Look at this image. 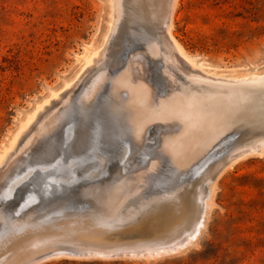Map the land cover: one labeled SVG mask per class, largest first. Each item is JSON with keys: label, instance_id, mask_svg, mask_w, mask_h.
I'll use <instances>...</instances> for the list:
<instances>
[{"label": "rangeland", "instance_id": "rangeland-1", "mask_svg": "<svg viewBox=\"0 0 264 264\" xmlns=\"http://www.w3.org/2000/svg\"><path fill=\"white\" fill-rule=\"evenodd\" d=\"M118 1L0 0V154L7 148L5 152L7 154L3 153L0 159V169L3 168L0 170L3 173H0L1 197L6 196L4 191L7 189L9 191L11 189V193L14 192L16 185L20 184V181L23 182L22 177L25 180L31 179L29 176L33 175L34 167L52 164L57 155L62 157L64 153L68 155L73 150H76L78 156H86V159L93 160L101 155L99 125L101 113L99 109L104 97L100 95L99 90L94 94L93 105H88L85 102L91 81L112 67L115 55L112 53V51L115 52L113 48L117 49L120 46L122 38L126 39L125 42H131L130 38L134 34L139 35L141 29H148L155 25L153 22L157 23L158 18H163L169 10H172L170 26L172 36L180 43L185 53L193 60L198 61L203 68L227 76L264 71V0H174L172 6L174 9L170 8L171 1L166 0L169 7L164 6L165 13L160 12L161 9V11L164 9L161 6L162 3L163 5L166 3L162 2L165 0H133V2L126 0L127 3L125 0H120V3ZM126 8L137 12L131 11V13ZM149 11H152L151 14ZM113 13L118 14L114 17ZM152 13L154 17L159 16L160 13L161 15L157 16L158 18L156 17L157 20H155ZM147 15L152 17V20ZM127 17L129 20L126 19ZM123 19L125 22L119 21ZM139 19L143 23L138 21ZM126 20L131 22L127 23ZM123 22L124 24H120ZM111 29H114L115 33ZM136 30H139L138 33ZM114 34L121 35L120 38L117 36L118 41ZM105 36L107 38L106 46L99 48ZM98 48L101 54L94 57L95 63L88 68H82L86 55ZM158 75L161 77L160 74ZM185 75L190 76L189 79L183 76L184 79L181 78L183 82L190 83L191 80V83L195 82L193 73L186 72ZM78 82L79 84H75ZM78 85L83 88L79 90ZM76 90L77 93H75ZM78 90L81 91V94L78 93ZM56 91L57 94L59 93L58 96H51ZM72 97L74 98L71 99ZM46 99L52 101L43 103ZM64 101L67 103L64 104ZM41 103L42 105L36 113L35 109ZM39 110L41 111L39 112ZM34 111L36 115L34 114L32 117L33 120L31 119L32 121L30 120L21 129L22 124ZM154 125L152 123L151 127ZM64 131L69 134V137ZM18 132L19 136H16ZM27 133L31 134L30 137H27ZM63 135H66L67 139H65L66 137L62 139ZM34 137L38 139L35 140ZM81 137L86 138L88 142L81 141ZM13 139H15V143L13 142L9 146ZM64 142L65 144H63ZM34 143L38 146L37 148ZM16 144L18 147L25 144L17 149L22 154H18L16 150H10L12 147L18 148L14 146ZM223 144L224 141L217 144L216 151L221 152L220 148ZM30 151L32 152L29 153ZM10 155H12L11 158ZM30 162L33 163L32 165L39 166L33 167ZM28 163L32 167L27 165ZM4 166L7 170L4 169ZM222 167L219 174L215 175L209 204L205 206L203 213H200L199 204L194 205L187 221L183 220L184 223L176 229L178 230L184 225L189 228L195 223H200L199 228L195 229L191 241L178 250L155 255L119 254L118 256L117 254L104 256L96 254L94 249L97 247L119 246L125 242L152 238L153 235L165 237L164 231L166 230L163 224L165 218H162V214L156 209L153 214L151 212L152 215L147 214L143 221L137 219L139 221L137 224H135L137 220H134L135 223L133 221L129 225L123 224L126 227L121 224V230L112 228L105 230L96 228L97 224L86 222L89 219L86 218L85 210H81L76 215L75 213L80 211L78 210L72 213L75 216L72 214V216H56V220H62L57 221L58 224L64 222L63 219L67 221L64 223L71 221L69 223L71 225L65 224V227L62 226L63 223L61 226L52 224L53 228L57 230L50 229V225H45V227L44 222H39L38 226L32 229L34 233L28 229L30 235H28V231H25L27 229L16 231L7 242L8 248L11 250L0 258V264L10 255V252L23 244L31 246L30 255L24 257V260L19 259L12 264H23L24 261H26L24 264H264V152L247 153ZM27 174L29 176H26ZM14 179L19 182H14ZM10 182L14 186L11 184L10 187ZM80 186L83 187L82 184ZM80 186L66 189L67 192L62 198L65 199L64 203L60 201L59 197H53L52 200L49 195L40 196V194L43 195L42 191H39V194L37 193L39 197L35 196V198L39 201L40 197H43L40 203L43 207H48L47 210H51L53 207L65 204V201L70 197L72 201H68L69 204L76 202L79 199L77 195L81 196L82 187L80 188ZM72 191L76 193L73 194ZM158 216H161V219ZM172 216V219L168 221L170 225L174 226L178 221V215L172 214ZM68 218L71 220L68 221ZM152 218L157 221L158 226L148 229L145 237L124 231L133 224L138 225ZM80 219H83V228L79 226L82 223ZM72 221H76L75 225ZM77 223L80 224L77 225ZM68 225L69 227H67ZM43 228L45 229L42 231ZM139 229L141 230V228ZM181 231H183L182 234L187 233L186 230ZM21 233L22 237H20ZM182 234L181 237H184L185 234ZM37 238L39 239L35 240ZM54 249H58L57 253L56 250L53 253ZM77 249L83 250H78V254L71 255L64 252L65 250L76 252ZM84 249H89L91 254L90 252L87 254L88 250ZM42 250L46 252H42ZM36 254L43 256L40 258L39 255L35 258Z\"/></svg>", "mask_w": 264, "mask_h": 264}, {"label": "bare ground", "instance_id": "bare-ground-1", "mask_svg": "<svg viewBox=\"0 0 264 264\" xmlns=\"http://www.w3.org/2000/svg\"><path fill=\"white\" fill-rule=\"evenodd\" d=\"M119 1L118 3H120ZM167 1L169 2V0ZM170 1V4H168L171 9H174L172 6L175 1ZM162 2L165 3L166 0ZM168 4L167 2L164 5L162 3L161 7L164 8ZM116 8L118 9V7ZM128 9L126 8V10ZM164 9L163 11L161 9L160 12L165 13L166 9ZM131 11L133 12L134 10ZM171 12L172 10H169L160 19L158 17L161 13L159 16L157 15L158 17H154L152 13L154 18H158V20L157 18L155 19L157 23L153 22L155 25L148 29H141L142 31L139 32V35L134 34L130 38L131 42H125L126 39L122 38L121 43L119 42L120 46L117 49L113 48L115 52L112 51V53H115L116 56L114 55V61L112 60V67L106 73H100L91 81L89 94L85 97V102L88 105H93L94 94L99 90L100 95L104 97V104L102 103L99 109L101 113L99 124L101 155L98 158H93V161L92 159H86V156H78L76 150H73L68 155L64 153L62 157L57 155L56 160L52 164L48 163L39 166L36 164L32 165L33 163L31 164L30 162L33 167L35 165L39 166L34 167V171L31 169L33 171L32 176L26 175L31 179L25 180L22 177L21 180L23 179V182L20 181L21 183L16 185L14 192L11 193V189L10 191L7 189V191H4L6 196L3 195L4 198L0 196V258L11 250H9L7 242L9 237L15 234L16 231L21 229L32 231L33 227L38 226L39 222H44V226L50 225V229H52L55 224H58L57 221H62L61 219L56 220V216H68L78 210L80 211L76 212V215L81 210H85L86 218L89 219L86 222L97 224L96 228L99 227L105 230L109 228L121 230V224L122 226L123 224L129 225V223L137 219L143 221L147 214L150 213L152 215L156 209L162 214V218H165L163 222L166 230L164 231L165 237L153 235L152 238L129 243L125 242L124 244H119V246L93 248L96 254L104 256L117 254L118 256L119 254L155 255L178 250L191 241L195 229L199 228L198 225L200 223H195L192 227H189L190 230L185 225L178 230L176 229L184 223L183 220L189 218L194 205L199 204L200 213H203L205 206L209 204L215 175L219 174L223 168L222 166L247 153L264 152V71L227 76L203 68L198 61L193 60L185 53L180 43L172 36L170 32L172 23ZM144 17L146 18V16ZM147 17L152 18L148 15ZM124 19L119 21L122 22ZM126 19L129 20L128 17ZM128 20L126 22L130 23L131 21ZM124 22L120 24H124ZM111 23L115 25L113 22ZM120 24L118 23V25ZM119 28H121V25ZM139 30H136V32ZM117 36L119 35H116L118 41L121 35L119 38ZM106 43L107 38L105 36L99 48L106 46ZM99 48L86 55L82 68H88V66L95 63L94 57L101 54ZM81 71L83 70L81 69ZM186 72L194 74L195 82L191 83V80L190 83H186L181 80V78L184 79L190 76H186ZM77 79L79 80L80 78ZM80 80L82 81V79ZM106 80L107 82H105ZM75 84H79V82ZM78 86L80 87V85ZM83 87H80L79 90ZM63 89L65 90V88ZM75 93H77V90ZM58 94L56 91L51 96H58ZM67 94L69 95V93ZM82 95L84 94L82 93ZM48 99L43 103L51 100ZM65 103L67 102L64 101ZM41 105L42 103L37 106L35 111ZM43 106L45 105L43 104ZM35 111L28 116L21 129L32 119ZM36 113H38V110ZM47 113L49 114V111ZM152 123L155 125L151 127ZM68 126L70 127V125ZM30 127H32L31 124ZM64 129L68 130L69 128ZM30 135L28 134L27 137H30ZM66 135L69 137V134ZM66 135H63L62 139ZM84 137L80 138L81 141H84V143L88 142ZM36 139L38 138L36 137ZM14 141L15 139L9 146ZM61 141L63 142L64 140ZM221 141H224V144L220 148L221 150L218 148L221 151L219 152L216 151V145L221 143ZM14 146L18 147L17 144ZM34 146L35 148L38 147L35 143ZM20 147H15L16 149L12 147L10 150L17 151ZM6 151L7 148L3 153ZM17 152L22 154L19 150ZM3 153L0 154V159ZM2 159L7 161L4 158ZM30 164L28 163L27 165L30 166ZM4 169H6L5 166ZM14 182L19 181L15 180ZM11 184L12 182H10V187ZM81 184L83 187L80 186ZM77 186L82 187L81 196L78 194L77 197L79 199L74 203H68V201H72L70 196L69 200L65 201V204L56 208L53 207L51 210H47L48 207H43L40 203L44 194L45 197L49 195L51 199L59 197L60 201L63 202L65 199L62 198L67 192L66 189ZM39 191H42L43 195L40 194V196L43 197H40L38 201L35 196L39 197ZM76 192L72 191L73 194ZM55 194L57 195L55 196ZM85 214L83 212V215ZM172 214L178 215V221L174 218L177 221L174 226L170 225L168 221L172 219ZM161 216H158L160 217L159 219H161ZM63 220L67 222L66 219ZM82 220L80 219L81 222ZM138 220L136 223L134 221V223L137 224ZM64 222H62V226L65 227V224L67 225L71 221L69 223ZM61 224L58 225L61 226ZM82 224L83 222L79 226L82 227ZM126 225L124 226L126 227ZM157 226V221L152 218L138 225L133 224L124 231L132 232L137 236H146L148 229H153ZM56 228L58 227L56 226ZM91 228L93 227L91 226ZM53 230L57 229L53 228ZM181 230H186V234L190 235L182 234L181 232L183 231ZM9 231L11 232L9 233ZM32 232L34 233V231ZM27 233L30 235L29 231ZM4 234L7 236H3ZM181 234H185L184 237H181ZM20 237H22V233ZM178 237L181 238L179 239ZM30 248L29 244H23V246L10 252V255L3 259L1 263L7 264L10 261L8 264H12L19 259H23L30 255ZM61 248L58 249L61 250ZM55 250L53 253H55ZM74 250H70L71 252L65 250L64 252L69 255L79 253V249L76 252ZM86 250H88V254L90 251L89 249ZM27 251L29 253H26ZM42 252L46 251L42 250ZM94 252L92 251V254ZM49 253L47 254L49 255ZM84 254L86 253L84 252ZM39 255L36 254L34 257H39ZM42 256L40 255V258Z\"/></svg>", "mask_w": 264, "mask_h": 264}]
</instances>
